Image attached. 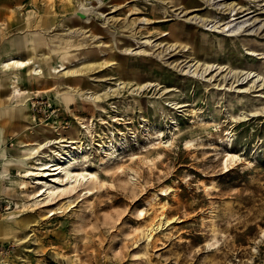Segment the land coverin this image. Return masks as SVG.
<instances>
[{"label":"rangeland","instance_id":"1","mask_svg":"<svg viewBox=\"0 0 264 264\" xmlns=\"http://www.w3.org/2000/svg\"><path fill=\"white\" fill-rule=\"evenodd\" d=\"M74 1L0 0V43L24 39L14 52L39 71L18 73V117L0 71V264H264V56L248 50L264 51V0H237L255 27L237 38L189 20L226 18L204 0H83L104 12L90 17ZM72 19L83 44L55 36ZM193 48L230 68L189 69ZM59 138L84 143L74 156L95 177L37 170L32 144ZM36 177L58 189L36 195Z\"/></svg>","mask_w":264,"mask_h":264},{"label":"bare ground","instance_id":"2","mask_svg":"<svg viewBox=\"0 0 264 264\" xmlns=\"http://www.w3.org/2000/svg\"><path fill=\"white\" fill-rule=\"evenodd\" d=\"M72 1H74V0H72ZM177 1L179 2V4H181L184 7L183 10H187L189 8L190 3H186L184 0H177ZM204 1L206 3L210 2V4H212V7L221 11L222 14L226 15V18L224 17L225 19H223L222 21H218L217 19L208 20L207 17H202V16H199L198 14H193L189 17V20H192V21L199 20L200 22H202V24L204 26H208V27H210L209 29H212V30L216 29L217 31H221L227 37H236L237 38L238 36L242 35V33H244V32L247 33V35H248V34L255 31V29H254L255 27L251 25V24H254V20H253V22L251 21L253 16L247 15L248 12L237 16L239 9L242 7L241 5H239V2L237 0H232V1L231 0H222V2H221V0H218V1L204 0ZM74 2L75 3H72V2L67 3L68 8L65 6L66 7L65 10L69 9L72 11V8L76 7V11H74V12H76V15H77V9H79V7L81 6L83 13H85L87 15V17H90L89 15L94 13V11H95L91 8H89L90 10L86 9V6L84 5L83 0H77ZM194 2L198 3L196 1H194ZM192 4H194V3H192ZM258 4H260V3H258ZM260 6L264 8V3L261 4ZM98 13H104V12L103 11H95L94 14L99 16L100 14L98 15ZM208 13L212 14L213 12L209 11ZM78 16L80 18H82L79 14H78ZM107 18H109V17H107ZM55 19H56L55 15H50L49 17L46 16L44 18V20H42L41 23L43 24V27H46V26H49L50 23L54 24ZM77 19H78V17H77ZM71 21H73V24L75 26H76V24H79V27L77 29L69 27V31L62 32L59 35L55 34V36H60V37L65 38L67 40H71V38H73V37H79V43L83 44L85 41V33H86L85 29L88 26L82 25V24H80V22L74 21V19H72ZM31 23H32V25L34 24L33 18L30 15L29 18L27 19L26 25L32 27ZM133 25H134L133 22H129V24L123 25L121 28H122V30H125V29H130L132 27V30H130V32L132 35H135L137 32H135L133 30V27H134ZM258 27L263 28L264 22L261 23V25ZM158 31L160 32V30H158V29L155 32H158ZM138 33H139V35H142V31H139ZM95 34L96 33L93 30L92 33H90V36L95 37ZM145 41H150V39H146ZM31 44H33L32 48L36 51L35 53H37L38 43L33 42ZM19 47L20 48L23 47L22 43H20ZM123 50L130 52V51H133L134 49L132 48V46L127 45L123 48ZM248 50L250 51L249 52L250 54H257V55L260 54L261 56H264V51L261 49L250 48ZM258 51H260V52H258ZM192 53L195 56L197 51L193 48ZM36 59H38L37 55L31 54V53L25 59L20 58L18 56L11 55V56L5 58L4 60H2L0 62V70L2 72L14 71L15 73L16 72L17 73L26 72L27 75H26L25 80L30 81L33 78L32 75H36L39 72L38 67L36 68V67L32 66V64L35 63ZM194 60H195V63L191 64L189 69H191L192 66L195 64L201 65L202 62L199 58H197V56H195ZM217 68L229 69L230 67L229 66H222L219 64H215V63H205L204 68L202 66H200V69H198V67H196L195 69H197L199 71L203 70V73H205L209 70H213V69H217ZM236 73L238 76H240V78L243 77V79H249L250 77L253 78L254 76L258 77V79H259V77H261V73H257L255 75L254 72L249 71V70H244V71L243 70H236ZM12 77H14V76H12ZM255 80H254V82H255ZM12 88H13V95L17 96L19 98V100H17L16 103L18 104L17 106H19V111L21 112L22 109L20 107L23 103L22 97H26L25 94L27 92L18 88V86L14 85V84L12 85ZM93 96L94 95H90L88 97H93ZM121 135H123V133H121ZM65 141L66 140L59 138V139H50V140H47L45 142H37V143L32 144L35 147L30 149L31 157H36L39 155V153H43L37 159V166H36L37 170L40 172H44V173L46 172L47 174L49 172H53V175L55 174L54 171H56L58 173H56L55 175L63 173V175L65 176V179H67L66 177L74 178L76 181H78V180L81 181L82 179H85L87 177H95L96 172L88 171L84 166H80V164H79L80 160L85 162V158H86L85 156L86 155H84L82 152H80L76 157L74 156L78 149L83 148L82 145L84 143L79 141V140H76V139L66 141L67 142L66 144L60 145L61 150L64 152V153H62L59 150L60 149L59 146L56 144H61V142H65ZM108 145L112 146V139H109V137L104 136L102 138L101 146L103 148H105ZM45 149H47L49 153L44 152L43 150H45ZM115 153H116V151L113 150L109 153V155H111V157H112V156H115ZM57 158H61L63 161H58ZM43 159H45V160H43ZM78 169H81L82 171L78 172L77 171ZM38 171L35 172L34 170H26L25 175H34V174L36 175L39 173ZM54 179L63 181L64 178L55 177ZM35 180H36V182H35L36 184H33L32 186L38 187V190H36L37 191L36 195H44V194L47 195L48 194L49 196H51L52 194H54L56 192V189H58V187H52V186H50L48 181L41 180L38 177H36ZM69 180L71 181L73 179H69ZM33 182H34V180L31 181L30 185ZM28 183L29 182L25 181L23 186L26 187ZM46 198H48V197H46Z\"/></svg>","mask_w":264,"mask_h":264},{"label":"crops","instance_id":"3","mask_svg":"<svg viewBox=\"0 0 264 264\" xmlns=\"http://www.w3.org/2000/svg\"><path fill=\"white\" fill-rule=\"evenodd\" d=\"M3 41L4 40H2L1 41V43H0V62L2 61V60H4L5 58H7V57H9V56H11V55H14V56H17L16 55V53L14 52V49L15 48H20L19 46H20V43H22V45H23V47H24V44H25V41H24V39H19L18 41H16V39H11L9 42L7 41L6 43H3ZM3 43V44H2ZM8 45H10V47H8ZM23 47L22 48H20V50L21 49H23ZM5 49L6 50H11V52H12V54L10 55H8V52L7 51H5ZM4 52V53H3ZM28 55H29V53H28ZM28 55H27V57H28ZM21 58V57H20ZM26 58V57H25ZM25 58H23V59H25ZM1 71V70H0ZM2 72V71H1ZM15 75H14V74ZM2 74L4 75V78H3V81H5V80H7V79H9L10 80V82L12 83V85L14 84V83H18L19 82V79H18V73L16 72H14V71H12V72H10V71H7V72H2ZM12 76H14V77H12ZM17 76V77H16ZM14 85H16V84H14ZM12 87V86H11ZM13 89V88H12ZM7 97H9L11 100L12 99H14V95H13V90L7 95ZM18 104L16 103V105H15V103H14V108H13V116L14 117H18V115H20V113L22 112H20L19 111V106H17ZM4 112L0 109V116L3 114ZM4 115H2L1 117H3ZM3 130H2V128L0 127V133H2V135H3ZM7 138V137H6ZM4 139V136H0V143H1V141Z\"/></svg>","mask_w":264,"mask_h":264}]
</instances>
